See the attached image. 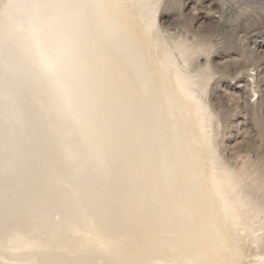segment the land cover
I'll use <instances>...</instances> for the list:
<instances>
[{
    "label": "bare ground",
    "instance_id": "6f19581e",
    "mask_svg": "<svg viewBox=\"0 0 264 264\" xmlns=\"http://www.w3.org/2000/svg\"><path fill=\"white\" fill-rule=\"evenodd\" d=\"M156 9L0 0V264H264Z\"/></svg>",
    "mask_w": 264,
    "mask_h": 264
},
{
    "label": "rangeland",
    "instance_id": "374dc122",
    "mask_svg": "<svg viewBox=\"0 0 264 264\" xmlns=\"http://www.w3.org/2000/svg\"><path fill=\"white\" fill-rule=\"evenodd\" d=\"M150 3L222 163L247 182L264 181V0ZM259 227L264 234V218Z\"/></svg>",
    "mask_w": 264,
    "mask_h": 264
}]
</instances>
